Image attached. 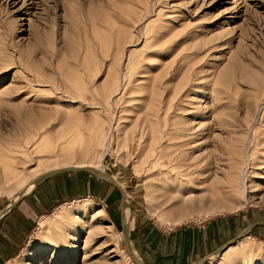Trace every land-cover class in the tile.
Returning a JSON list of instances; mask_svg holds the SVG:
<instances>
[{
  "label": "rangeland",
  "instance_id": "rangeland-1",
  "mask_svg": "<svg viewBox=\"0 0 264 264\" xmlns=\"http://www.w3.org/2000/svg\"><path fill=\"white\" fill-rule=\"evenodd\" d=\"M10 205L34 224L0 228V264H264V0H0V220ZM209 224L198 260L149 247Z\"/></svg>",
  "mask_w": 264,
  "mask_h": 264
},
{
  "label": "crops",
  "instance_id": "crops-1",
  "mask_svg": "<svg viewBox=\"0 0 264 264\" xmlns=\"http://www.w3.org/2000/svg\"><path fill=\"white\" fill-rule=\"evenodd\" d=\"M29 199V206L39 212L44 211L53 202L42 192L41 187L33 190ZM21 209L18 205H10L0 220V228L8 224L18 235L25 237L33 227L34 218ZM213 230L211 224L201 227H184L175 232L156 235L149 242V247L152 252L166 257L169 263L192 262L200 259L217 243Z\"/></svg>",
  "mask_w": 264,
  "mask_h": 264
},
{
  "label": "bare ground",
  "instance_id": "bare-ground-1",
  "mask_svg": "<svg viewBox=\"0 0 264 264\" xmlns=\"http://www.w3.org/2000/svg\"><path fill=\"white\" fill-rule=\"evenodd\" d=\"M175 21V20H174ZM146 37V36H145ZM177 47V45H174V48H176ZM167 49V48H166ZM165 50V49H164ZM184 53V52H183ZM165 55V54H164ZM187 57H188V55L187 54H185L184 56H183V58H182V60L185 62V60L187 59ZM255 142H256V144H260L261 143V141L262 140H260V139H258L257 137L255 138ZM165 144V143H164ZM178 149V148H177ZM174 151H175V149H174ZM165 152V151H164ZM163 152V153H164ZM171 153V152H170ZM166 154H167V152H166ZM165 154V155H166ZM178 154V153H177ZM181 154V153H180ZM180 154L178 155V156H180ZM175 155H176V153H175ZM193 155V154H192ZM192 157V156H191ZM196 156H193V158H195ZM164 158H167L166 160H171V162L172 161H175L178 165H183V163H185L186 162V164L185 165H187L188 164V166H187V169L189 170V169H191V171L192 170H197L196 169V163L197 162H195V161H191L190 162V157L188 158V157H185V156H182V158H180V160L178 161L177 160V156L175 157L174 156V154H173V152L171 153V154H169L168 153V157H167V155L164 157ZM192 158V159H193ZM178 159H179V157H178ZM191 159V160H192ZM86 164H77V165H75V166H85ZM184 165V166H185ZM172 166V165H171ZM179 167H181V166H179ZM191 171H190V173H191ZM197 172H198V170H197ZM238 179H239V181L241 180V175H239L238 174V177H237ZM243 178V177H242ZM236 179V178H235ZM235 179H231L230 180V184H231V187L232 188H235V186H236V184H235ZM36 184V183H35ZM34 183L32 184V186H34L35 185ZM34 188V187H33ZM29 189V188H28ZM30 189H32V188H30ZM30 191V190H29ZM219 194L221 193V192H218ZM192 200V199H191ZM229 199H226V201H228ZM211 202L212 203H225V198H223L221 195H219L218 197H214V198H212V200H211ZM179 204H182V205H179ZM184 205V202H181V203H178L177 205H175L176 207L178 206V208H180L181 209V207ZM74 207V203L73 202H71V203H68V208L69 209H71V208H73ZM87 208V207H86ZM173 208V207H172ZM77 210V209H76ZM64 213V208H62L59 212H58V214H63ZM71 210L70 211H68V212H66V213H64L63 214V217H64V215L65 216H70L71 217ZM55 215V214H54ZM72 218V217H71ZM52 219H53V217H52ZM68 221V220H67ZM238 241V240H237ZM236 241V242H237ZM235 242V243H236ZM234 243V244H235ZM39 245H40V240L37 238V237H35V238H33V240H32V242L28 245V247L24 250V251H22V254H21V257L20 258H23L24 256H26L27 255V253L28 252H30V250H32V249H36L37 247L40 249V247H39ZM233 245V244H232ZM232 245H230V246H228L227 248H226V250L224 249V251L223 252H226L227 250H229L230 249V247L232 246ZM236 245V244H235ZM48 248H43V249H41L40 251L43 253V254H45V253H47V250ZM224 259V258H223ZM209 263V261H206V263H204V264H208ZM243 263V262H242Z\"/></svg>",
  "mask_w": 264,
  "mask_h": 264
}]
</instances>
